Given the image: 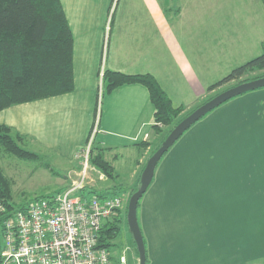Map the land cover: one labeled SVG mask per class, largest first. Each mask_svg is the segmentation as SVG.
Masks as SVG:
<instances>
[{"label": "crops", "instance_id": "crops-1", "mask_svg": "<svg viewBox=\"0 0 264 264\" xmlns=\"http://www.w3.org/2000/svg\"><path fill=\"white\" fill-rule=\"evenodd\" d=\"M61 2L74 37V90L0 111V125L23 138L32 160L63 175L58 192L79 179L77 155L97 122L92 156L102 154L114 172L93 165L88 187L103 173V182L112 180L103 189L123 195L138 188L166 130L155 127L144 85L101 94L106 70L150 74L174 107L189 110L264 51V0ZM138 220L147 264H264V88L226 102L181 136L157 165ZM125 250L127 264H138Z\"/></svg>", "mask_w": 264, "mask_h": 264}, {"label": "trees", "instance_id": "trees-1", "mask_svg": "<svg viewBox=\"0 0 264 264\" xmlns=\"http://www.w3.org/2000/svg\"><path fill=\"white\" fill-rule=\"evenodd\" d=\"M73 44V33L61 0H0V111L17 104L72 92L75 88ZM260 71H264V51L211 85L206 98L189 110L174 107L168 95L150 74L126 75L106 70L103 87L109 93L125 84L144 85L149 90L155 110V127H171L170 133L179 122L219 93L264 77V73L258 74ZM253 73L256 74L251 76ZM231 82L235 84L223 89ZM22 139L21 136L14 135L8 126L0 125V150L22 158L35 157L36 154L20 144ZM92 164L106 176L113 177L114 168L102 154L93 155ZM137 189L132 191L131 196ZM93 194H97V191L93 190ZM117 194L119 193H114L115 196ZM12 198V182L0 171V199L5 202L8 215L27 206L15 208ZM139 206L140 202L138 209ZM119 217L109 220L102 231L101 243L109 249L120 231ZM3 219L0 216V248ZM136 254L139 258L138 249ZM117 258L113 255L115 264H119ZM147 262L148 257L146 264Z\"/></svg>", "mask_w": 264, "mask_h": 264}, {"label": "built area", "instance_id": "built-area-1", "mask_svg": "<svg viewBox=\"0 0 264 264\" xmlns=\"http://www.w3.org/2000/svg\"><path fill=\"white\" fill-rule=\"evenodd\" d=\"M97 123L77 155L81 171L76 182L10 215L0 199V216L4 217L0 264H115V254L101 243L102 231L126 208L124 195L106 196L91 190L92 196L84 194L94 181L90 169ZM104 177L98 173L100 180ZM122 251L119 264H127L126 250Z\"/></svg>", "mask_w": 264, "mask_h": 264}, {"label": "rangeland", "instance_id": "rangeland-1", "mask_svg": "<svg viewBox=\"0 0 264 264\" xmlns=\"http://www.w3.org/2000/svg\"><path fill=\"white\" fill-rule=\"evenodd\" d=\"M263 73L264 71L258 72V74H263ZM255 74L256 73H253L251 74V76H254ZM233 84L235 83L231 82L228 85H225L223 89L229 88ZM99 86H100L101 94H102V92H104L105 89L103 88V84L101 81H100ZM249 92H252V91H249ZM245 94H242V95H245ZM235 98L231 100H234ZM170 129L171 127H166V130L164 131V133H162L163 135L162 138L159 140L158 143L154 145L153 149L150 151L151 152L149 154L150 157L152 156L151 155L152 152L165 139ZM91 165H92V168L90 170L93 174L92 159H91ZM0 171L3 172L4 175H7L8 177H10V179L13 182H15V184L12 185V194H13L12 203L14 204L15 208H19L20 206L29 205L30 202L35 201V200L57 195L59 193L58 191L60 188V182L57 178H61V176H63L62 174L61 176H59V174L56 172V170L53 167L46 166L43 158L39 160H34V159L32 160V158H22L17 155L7 153L3 149L0 150ZM111 183H112V180H108V182L106 181L103 182V179L101 181L96 180L95 181L96 185L95 187H93V189L101 195L102 194L104 195L106 192L114 193L115 189H112V188L103 189L105 188V185H109ZM122 189L123 191H125L124 200H125L127 209L125 208L122 212V215L119 217L121 219L120 231L113 241V246L110 248V251L113 254L116 253L117 255L120 253L122 249H125L127 246H130L131 249H133L135 252L137 251V247L135 245L136 243H134L133 237L130 233L128 221H127L128 204L131 198V193H132L131 191H134L135 189L134 190H128L127 188H122ZM89 191L90 189H87L84 192V194H86L88 197L92 196ZM121 191L122 190H119L118 191L119 194L117 195H122Z\"/></svg>", "mask_w": 264, "mask_h": 264}, {"label": "water", "instance_id": "water-1", "mask_svg": "<svg viewBox=\"0 0 264 264\" xmlns=\"http://www.w3.org/2000/svg\"><path fill=\"white\" fill-rule=\"evenodd\" d=\"M260 88H264V77L233 86L214 96L212 99L199 106L190 115L179 122L172 129L167 138L162 142L158 150L149 158L141 175L138 189L129 200L127 214L130 233L136 243L139 253V264H146L147 255L144 237L138 220V205L141 198L150 187L155 176L157 165L159 164L162 157L187 130H189L194 124L204 118L207 114L235 97Z\"/></svg>", "mask_w": 264, "mask_h": 264}]
</instances>
